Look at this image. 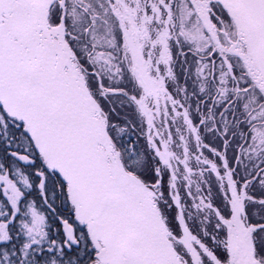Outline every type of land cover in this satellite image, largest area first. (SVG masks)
Listing matches in <instances>:
<instances>
[{"label": "snow or ice", "instance_id": "1", "mask_svg": "<svg viewBox=\"0 0 264 264\" xmlns=\"http://www.w3.org/2000/svg\"><path fill=\"white\" fill-rule=\"evenodd\" d=\"M0 264H264V0H0Z\"/></svg>", "mask_w": 264, "mask_h": 264}]
</instances>
